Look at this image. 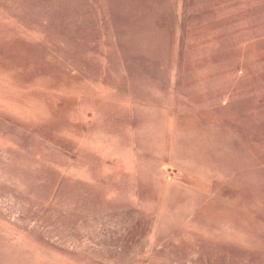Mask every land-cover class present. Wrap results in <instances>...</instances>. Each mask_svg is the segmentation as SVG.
Wrapping results in <instances>:
<instances>
[{"label": "rangeland", "instance_id": "1", "mask_svg": "<svg viewBox=\"0 0 264 264\" xmlns=\"http://www.w3.org/2000/svg\"><path fill=\"white\" fill-rule=\"evenodd\" d=\"M0 264H264V0H0Z\"/></svg>", "mask_w": 264, "mask_h": 264}]
</instances>
